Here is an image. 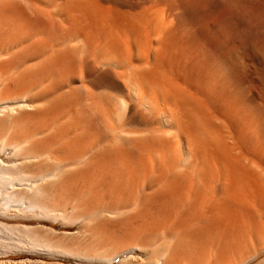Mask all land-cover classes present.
<instances>
[{
	"label": "bare ground",
	"instance_id": "bare-ground-1",
	"mask_svg": "<svg viewBox=\"0 0 264 264\" xmlns=\"http://www.w3.org/2000/svg\"><path fill=\"white\" fill-rule=\"evenodd\" d=\"M19 254L0 264H264V0H0Z\"/></svg>",
	"mask_w": 264,
	"mask_h": 264
},
{
	"label": "rangeland",
	"instance_id": "rangeland-1",
	"mask_svg": "<svg viewBox=\"0 0 264 264\" xmlns=\"http://www.w3.org/2000/svg\"><path fill=\"white\" fill-rule=\"evenodd\" d=\"M46 224L48 225H45L47 227H50L52 226L51 224H49L48 222H45ZM12 223H10L9 225H11ZM29 226H38L40 224H38L36 222V220H33L31 223L28 224ZM54 227L53 229L58 233V234H62V233H72L75 231V228L74 227H71V228H68V229H65V228H62V227H59V226H52ZM38 259L36 256H28V255H23V254H19V255H8V256H0V261H10V262H15V261H20V260H25V259ZM47 260V259H46ZM49 261V260H47ZM61 262V261H60ZM63 262V261H62ZM63 264H71L69 261H65L63 262Z\"/></svg>",
	"mask_w": 264,
	"mask_h": 264
}]
</instances>
